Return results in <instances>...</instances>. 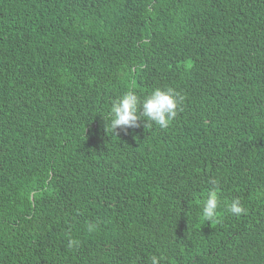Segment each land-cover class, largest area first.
Masks as SVG:
<instances>
[{
  "label": "trees",
  "instance_id": "obj_1",
  "mask_svg": "<svg viewBox=\"0 0 264 264\" xmlns=\"http://www.w3.org/2000/svg\"><path fill=\"white\" fill-rule=\"evenodd\" d=\"M168 87V128L106 125ZM153 255L264 264V0H0V264Z\"/></svg>",
  "mask_w": 264,
  "mask_h": 264
},
{
  "label": "clouds",
  "instance_id": "obj_2",
  "mask_svg": "<svg viewBox=\"0 0 264 264\" xmlns=\"http://www.w3.org/2000/svg\"><path fill=\"white\" fill-rule=\"evenodd\" d=\"M182 101L183 97L180 93L171 87L155 88L143 97L134 89H129L112 102L110 110L103 116L112 132L118 128L127 131L129 128L139 127L142 120L145 125L152 123L161 129H166L177 116V110ZM216 205L217 201L213 194L204 206L205 216L211 217ZM230 210L237 215L244 211L238 200L233 201ZM93 228L94 225L89 224L88 230L92 231ZM77 243L76 240L70 239L68 247L71 248ZM151 264H160V258L153 255Z\"/></svg>",
  "mask_w": 264,
  "mask_h": 264
}]
</instances>
